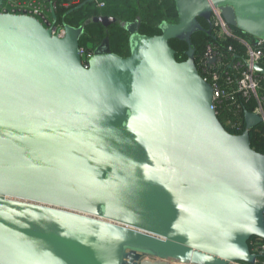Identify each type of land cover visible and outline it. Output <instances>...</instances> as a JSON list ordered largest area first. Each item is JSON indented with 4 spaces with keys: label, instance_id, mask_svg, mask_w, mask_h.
Listing matches in <instances>:
<instances>
[{
    "label": "water",
    "instance_id": "water-1",
    "mask_svg": "<svg viewBox=\"0 0 264 264\" xmlns=\"http://www.w3.org/2000/svg\"><path fill=\"white\" fill-rule=\"evenodd\" d=\"M174 1L178 21L133 30L127 56L107 37L88 66L84 24L58 35L0 1V264L257 261L249 241L264 239V153L250 130L262 118L246 110L242 133L226 127L192 36L212 33L219 7L264 40V0Z\"/></svg>",
    "mask_w": 264,
    "mask_h": 264
},
{
    "label": "built area",
    "instance_id": "built-area-1",
    "mask_svg": "<svg viewBox=\"0 0 264 264\" xmlns=\"http://www.w3.org/2000/svg\"><path fill=\"white\" fill-rule=\"evenodd\" d=\"M0 1L1 11L34 16L45 26L51 27L53 33L63 35L66 22L59 21V18L55 21L54 13L58 16L60 12L82 6L90 0ZM92 1L100 10L107 6L106 0ZM212 33L215 42L206 45L204 53L196 63L202 76L214 88L216 110L221 107L224 99L229 101L231 108H235V113L227 118L225 125L241 128V108L253 99L256 106L251 112L259 114L264 125V73L256 69V66L264 68V40L239 34L225 20L219 7H214L212 14ZM226 41L230 42L222 44ZM94 53L95 47L81 46L82 60L86 66ZM254 252H264V245L258 242Z\"/></svg>",
    "mask_w": 264,
    "mask_h": 264
},
{
    "label": "trees",
    "instance_id": "trees-1",
    "mask_svg": "<svg viewBox=\"0 0 264 264\" xmlns=\"http://www.w3.org/2000/svg\"><path fill=\"white\" fill-rule=\"evenodd\" d=\"M137 7L134 9H139L141 11L140 14L132 13L131 16H140V25L139 32L149 35H154L161 33L160 24L163 21L176 22L179 19V15L176 9L175 1L171 2H160V0H136ZM109 10V7H108ZM100 8L96 7L92 2H87L82 6H78L76 8H72L68 11H62L58 14L59 21L70 23L75 26L82 25L85 23V31L89 30L87 35L83 34L80 44L81 46H92L97 47L103 40L104 36L101 30L102 23H94L91 21V18L98 14ZM108 12V11H107ZM113 16V15H112ZM88 18V19H87ZM87 20V22H86ZM200 22L204 27L209 28L210 24L204 18H200ZM236 31L244 36H250V34L235 28ZM85 33V32H84ZM125 28L123 26H117L116 24L112 25V35H110V42L112 44V51L122 55L127 56L130 53L129 44L127 45L128 54H124L123 50L125 49L124 42H126V34ZM85 36V37H84ZM95 44L93 45V43ZM192 42L196 49V60H199L200 56L204 53L206 45L211 42H215V37L213 33L208 34L204 31L196 32L192 36ZM230 41L222 42V44H226ZM171 45L176 50V56L179 61H183L187 59L186 51L189 48L188 43L185 40L181 39H172L170 41ZM201 71V69H199ZM256 106L255 100H249L244 104V107L241 108V119L243 121L241 128H231L227 125V128L234 133H242L245 130V111H253ZM219 117L224 124H226L227 118L233 116L235 113V108H231V103L227 100H223L220 108H217ZM251 142L252 146L260 152L264 153V125L260 123L250 130ZM260 242L264 245V239H260L257 236H253L249 243L251 249L255 251L257 243ZM233 264H250L248 262H235ZM254 264H264V252L259 253L258 259Z\"/></svg>",
    "mask_w": 264,
    "mask_h": 264
},
{
    "label": "rangeland",
    "instance_id": "rangeland-1",
    "mask_svg": "<svg viewBox=\"0 0 264 264\" xmlns=\"http://www.w3.org/2000/svg\"><path fill=\"white\" fill-rule=\"evenodd\" d=\"M107 1H108L109 10L112 9V15L116 18V21L114 22V24H116L117 26H123L125 28V31L127 32L125 34L127 40H126V42H124V46H123L125 48L123 50V53L126 55V54H128V49H127L126 44H129V36L133 30L139 31V25L140 24H138L137 27H131V28L127 29L125 26H127L128 24H124V23L134 22L138 19L140 21L141 11L139 9L132 10L133 8L137 7V3L135 2L136 0H107ZM165 1L168 2V0H165ZM109 10H108V12H109ZM132 13H135L136 15L140 14V16L133 17V16H131ZM87 32H89L88 29H86L84 34L87 35ZM111 35H112V30H111ZM103 36H105L104 33H103L102 37ZM94 44H95V42L93 43V45Z\"/></svg>",
    "mask_w": 264,
    "mask_h": 264
},
{
    "label": "flooded vegetation",
    "instance_id": "flooded-vegetation-1",
    "mask_svg": "<svg viewBox=\"0 0 264 264\" xmlns=\"http://www.w3.org/2000/svg\"><path fill=\"white\" fill-rule=\"evenodd\" d=\"M138 1H140V0H138ZM165 0H160V2H164ZM171 1H174V0H168V2H171ZM165 3H167V1H165ZM95 5V4H94ZM96 6V5H95ZM108 7L109 6H107L104 10H100V11H98V14L97 15H108ZM96 16V15H95ZM108 16H110V15H108ZM88 19V18H87ZM86 22H87V20H86ZM95 23V22H94ZM96 23H99V22H96ZM84 25H85V23H83ZM114 24V22L113 23H111V24H109L108 26H105L104 24H101L102 26H100L101 27V30H102V32L105 34V38L104 39H106L107 37L110 39V35H111V30H112V25ZM111 41V40H110ZM110 44H111V42H110ZM111 49H112V44H111Z\"/></svg>",
    "mask_w": 264,
    "mask_h": 264
},
{
    "label": "crops",
    "instance_id": "crops-1",
    "mask_svg": "<svg viewBox=\"0 0 264 264\" xmlns=\"http://www.w3.org/2000/svg\"><path fill=\"white\" fill-rule=\"evenodd\" d=\"M106 1H107V0H106ZM107 6H108V1H107ZM107 6H106V7H107ZM106 7H105V8H106ZM105 8H104V9H105ZM104 9H102V10H104ZM108 15L112 16V9L109 10Z\"/></svg>",
    "mask_w": 264,
    "mask_h": 264
}]
</instances>
